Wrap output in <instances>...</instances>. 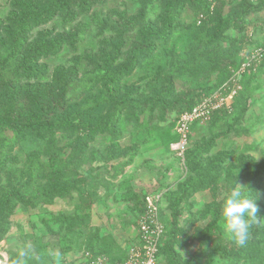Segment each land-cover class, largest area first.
I'll use <instances>...</instances> for the list:
<instances>
[{
    "label": "rangeland",
    "instance_id": "1",
    "mask_svg": "<svg viewBox=\"0 0 264 264\" xmlns=\"http://www.w3.org/2000/svg\"><path fill=\"white\" fill-rule=\"evenodd\" d=\"M53 1L0 0V56L9 49L17 18L29 6L43 10ZM91 1L100 3L91 6L89 0L79 5L70 3L65 9L54 8L37 23H31L21 39L20 56L4 68L6 71H0V75L19 87H26L29 94L56 89L61 73L71 79L70 86L76 87L72 89V98L81 94V88L91 87L82 99L70 101L67 106L99 97L101 85L97 75L101 59L119 46L120 55L114 67L123 63L125 50L121 43L129 44V38L142 23L132 25L139 8L137 0ZM226 1L207 0L208 13L186 5L179 14V27L173 31L171 41L159 47L160 55L140 61L121 80L122 87L131 91V99L143 107L124 111L115 134H92L85 138L79 150L72 146L74 135L59 132L53 137L16 138L5 169L0 173V200L4 192L12 190L10 183L13 182L23 192L24 201L23 204L13 201L5 218L6 225H0V233L6 226L0 241V256L4 253L14 256L19 247L30 244L41 253L49 248L60 249L62 264H86V258L95 256L116 262L123 258L127 245L136 236L142 198L160 192L163 197L159 212L169 236L174 232L172 206L187 181L196 174L189 167L193 158H187V153H194L214 136H218L215 148L195 159L203 168L215 165L218 173L204 175L210 188L194 192L178 205L179 233L173 249L181 259H187L191 254L201 255L216 244L236 245L225 233L223 193L236 183L247 186L253 194L259 193V205L264 201V61L258 74L245 71L238 77V96L233 98L229 109L222 108V113L227 114L214 128L209 123L199 124L191 133L182 157L171 150L174 142L168 138L181 111L180 102L191 96H203L220 82L217 73L196 77L184 65L195 58L189 46L196 38L202 40L205 30L215 26L217 14L224 17L247 12L240 24L242 30L230 28L224 33V41L212 45L236 48L232 55L234 61L240 59L238 50L250 38L264 43V0H249L246 4L243 0ZM159 9L156 5L147 9L150 22L156 21ZM42 43L47 46L44 52H49L37 55L35 49ZM13 71L20 76L15 79ZM170 86L173 94L168 96ZM21 98L26 111L29 103L25 94ZM5 136L8 141L13 139L10 132ZM31 154L35 158H28ZM51 155L68 181L63 196L54 195L61 183L50 175ZM30 176L31 185L23 186ZM49 187L54 188L51 198L37 195ZM211 204L220 205V220L215 228L208 230L210 214L205 207ZM156 264L168 262L160 257Z\"/></svg>",
    "mask_w": 264,
    "mask_h": 264
},
{
    "label": "trees",
    "instance_id": "2",
    "mask_svg": "<svg viewBox=\"0 0 264 264\" xmlns=\"http://www.w3.org/2000/svg\"><path fill=\"white\" fill-rule=\"evenodd\" d=\"M83 1L86 0H54L48 6H45L43 10H33L34 8L29 6L26 13H22L17 18L16 29L10 38L9 49L0 56V71H6L4 68H7L10 63L17 60L20 56L22 51L21 39H23V36L27 32V28L31 23H37L54 8L65 9V6L70 3H78L79 5ZM89 1L90 6L92 4L100 3L99 1ZM137 1L139 2V8L136 12V16L132 19V25L135 26V22L142 24H140V27L134 32V36L129 38V44L124 42L121 43V47L125 50V59L123 63L114 67V63L117 59L116 57L120 55L119 46H115L101 59L102 61L98 65L99 70L97 75L98 83L101 85L99 97L90 100L85 98L79 104L67 106L70 101L82 99L84 93L88 92V89H91V87L88 89L81 88V94L72 98V93L74 91L72 89L76 87L70 86L71 79L61 73L58 75L59 84L56 89L50 90L49 92L35 91L34 94H29L26 87H19L13 80L12 82L5 80L0 75V173L5 169L6 158L13 149L17 137L23 135L53 137L57 132L66 135H74L75 143L72 144V146L75 147L74 150H77V147L79 150L80 146L84 144L85 138L91 137L92 134H115L117 131L116 126L120 123L124 111L141 110L143 107L139 101L137 102L131 99V91L122 87L121 80L132 73L140 61H144V59L149 56L160 55V52H158L159 47L163 48L171 41L173 31L179 27L177 25L179 14L186 5L194 7L196 11H205V13H208V11H206L207 0ZM228 1L231 0H227L226 2ZM243 1L246 4L249 0ZM155 5L160 8L159 14L156 17V21L150 22L149 16L146 12L148 8ZM246 13L247 12L231 14L224 17L217 14L215 18V26L205 30L204 38L202 40L196 38L198 40L197 43L195 39V41L189 46L190 53L191 55L193 54L195 58L193 57L190 62H187L184 65L192 70L191 75L198 77L201 75L204 76L217 73L220 82L213 89L207 90L206 94L203 96H191L187 101L180 102L181 111L179 112V115L190 111L204 97L217 91L230 79L235 71L240 68L244 58L239 54L240 59L234 61L232 55L236 53V48L233 47L232 50L219 48L220 46H217L216 48V46L212 45L224 41V33L230 28L242 30L240 24L246 16ZM262 46H264V43H258L256 40L250 38L245 45L242 44L241 48H239L240 51L238 50V52L241 53L244 49L252 50ZM45 47L47 46L42 43L40 48L35 49V53L37 55L48 53L49 51L44 52V50L46 51ZM197 58H201V60ZM194 60H198L197 63L194 62ZM263 61L264 53L257 68L248 69L245 73L250 75L258 74L259 71L262 70ZM200 64H203L204 66L201 67ZM197 69H201V71L197 73ZM13 74L14 75L12 76L15 79L20 76L17 71H13ZM93 84H91V86H93ZM69 86L71 89L68 93L67 88ZM22 94H25L26 100L29 103V107L26 111L23 110ZM172 94L173 91L170 86L167 95L169 96ZM237 96L238 95L236 94L235 97ZM226 114L227 112L222 113V109L215 111L206 123L210 124V128H214L215 126H218L219 120L223 119L222 117ZM199 124L205 123H193L190 128L188 140L192 138L191 133L198 128ZM6 132L12 133L13 139L11 141L6 139ZM217 137L218 136H214L207 143L197 147V150H194V153H192L193 151L187 153V158H193L189 167L191 171L195 170L196 174L194 178L192 177L187 181L182 194L172 206L173 218L171 220V225L174 228V232L169 236L166 224L159 212V220L164 227V232L159 242L157 262L160 257H164L168 264H222L224 261H227V264H264V240H261L264 236V227H256L251 230V239L245 247H237L236 245L228 247L227 245L216 244L201 255L196 253L191 254L187 259H181L173 249L175 238L179 233L176 226V219L179 215L178 205L180 202L186 201L194 192L202 191L209 187L207 184L209 182L205 183L203 178L204 175H215L218 173V169L215 165H209L206 168H203L200 161L195 159L198 157L200 158V154L211 152L215 148ZM168 138L171 142L177 141V135L174 129L172 134H168ZM28 158L35 157L31 154ZM49 158L50 175L59 179V183L63 185H59L58 187L54 186V188H57L54 195L63 196L68 189V186L65 185L68 181L64 180L65 174L55 163L54 156L51 155ZM32 163L34 164V160ZM30 180L31 176L23 186H30ZM10 185H12V190L10 192H4L0 200V225L2 226L6 225L5 218L9 213L8 209L13 207L12 202L17 201L23 204L24 201V194H22L23 192L21 189H17L16 186L13 185V182H11ZM54 188L49 187L46 190L44 189L41 194L39 192L37 195L46 196L45 199H49L51 198L50 196L53 195L52 190ZM157 194L160 195V202L163 197V192ZM146 196L141 200V211L139 216L143 211V204ZM260 207V217L264 218V201ZM205 210L210 214V221L207 224V229L212 230L217 226L220 220V205L211 204L206 206ZM5 228L0 233V241L5 235ZM49 233L53 234V231L50 228ZM165 236H168V238L165 239ZM260 241H262V247H259ZM124 258L125 255L116 262H110L112 264L120 263Z\"/></svg>",
    "mask_w": 264,
    "mask_h": 264
},
{
    "label": "built area",
    "instance_id": "3",
    "mask_svg": "<svg viewBox=\"0 0 264 264\" xmlns=\"http://www.w3.org/2000/svg\"><path fill=\"white\" fill-rule=\"evenodd\" d=\"M264 46L252 50L244 49L241 56L244 61L237 72L213 94L204 97L190 111L179 115L175 122L174 131L177 141L171 145V150L178 157L184 155L188 144V136L193 123H206L213 112L222 108L229 109L233 98L238 93V77L248 69H256L259 65ZM159 194L147 195L144 199L143 211L136 221V236L126 247L123 261L116 264H156L160 238L164 227L159 220ZM86 264H112L104 256L86 258Z\"/></svg>",
    "mask_w": 264,
    "mask_h": 264
},
{
    "label": "clouds",
    "instance_id": "4",
    "mask_svg": "<svg viewBox=\"0 0 264 264\" xmlns=\"http://www.w3.org/2000/svg\"><path fill=\"white\" fill-rule=\"evenodd\" d=\"M259 199V193L253 194L247 186L236 183L235 187L223 193L225 233L237 247L248 244L253 228L264 227V218L260 217L261 207L257 203ZM62 261L60 249L49 248L41 253L30 244L19 247L14 256L6 253L0 256V264H62Z\"/></svg>",
    "mask_w": 264,
    "mask_h": 264
}]
</instances>
